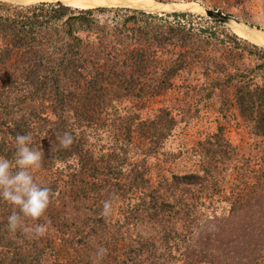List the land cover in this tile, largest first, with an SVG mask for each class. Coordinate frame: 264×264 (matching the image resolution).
Returning a JSON list of instances; mask_svg holds the SVG:
<instances>
[{"label": "trees", "instance_id": "1", "mask_svg": "<svg viewBox=\"0 0 264 264\" xmlns=\"http://www.w3.org/2000/svg\"><path fill=\"white\" fill-rule=\"evenodd\" d=\"M106 11L60 2L27 7L0 2V156L11 159L15 136L32 134L33 147L44 153L42 167L33 175L52 192L45 214L36 222L26 221L28 226H47L46 234L35 239L8 230L12 206L0 200V264L173 260L172 249L193 241L189 237L199 224L198 207L218 202L217 195L222 194L218 165L224 162L232 165L240 184L227 199V218L204 243L192 242L195 257H191L205 264H264V63L254 70L236 71L212 86L223 91L231 85L240 115L251 134L260 138L255 145L260 150L253 157L240 156L227 140L213 134L199 145L200 171L167 177L159 167L160 158L177 121L166 108L153 115L141 112L148 100L172 89L171 80L179 72L202 57L197 44L203 39L200 32L206 31L196 33L168 16L136 10H117L128 14L125 22L131 27L116 26V21L111 26L96 17ZM211 36L249 50L234 35ZM257 52L264 62V52ZM163 53L168 57L161 59ZM64 132L71 133L74 141L66 149L56 139ZM149 157L156 160L154 181ZM178 188L183 193L195 190L182 200L173 197ZM133 190L143 191L148 203L142 201L129 216L116 217L114 206ZM200 195L208 201L200 202ZM106 200L112 203L109 216L102 214ZM151 210L153 218H166L161 219L166 227L162 238L146 234L155 219L147 220L144 214ZM172 220L175 223L167 228ZM177 223L185 233L176 236ZM123 236L130 245L117 243ZM98 247L107 249L99 261ZM160 249L164 252L156 255Z\"/></svg>", "mask_w": 264, "mask_h": 264}, {"label": "rangeland", "instance_id": "2", "mask_svg": "<svg viewBox=\"0 0 264 264\" xmlns=\"http://www.w3.org/2000/svg\"><path fill=\"white\" fill-rule=\"evenodd\" d=\"M0 1L12 6L22 7L37 5L42 2H51L42 1L38 3V0ZM101 1L102 0H97V3H111L110 0L107 3ZM115 1L127 3V0ZM148 1H152L155 4L154 6L156 9L151 7L141 8L138 4H133V6L128 7H117L114 5L104 7L103 9L108 11L96 14V17L100 23H106L112 26L113 22L116 21V26L124 24L126 27H131V24L125 22L128 14L117 10H136L147 14L157 15L158 17L166 18L168 16L169 20L181 21L187 25V28H193L196 33L202 30L206 31L205 33L200 32L203 39L197 44L199 51L204 52L202 57L193 61L192 65L186 70L179 72V74L171 80L173 82L172 89L168 90L161 96L148 100L145 104L144 110L141 112L143 116H146L147 114L153 115L158 109L166 108L177 121L173 134L166 141L163 148L165 156L160 158L161 164H158L159 167L162 168V171L167 177H170L171 174H184L200 171L203 162L201 161L202 151L199 145L207 136H212L213 134H217L227 140V142L236 149V152L240 156L253 157L258 150H260L258 147L255 148V145L260 141V138L251 134L249 124L245 122L240 115L234 97V89L229 85V87L225 88L223 91H215L212 86L215 81L225 80L236 71L247 72L262 66L264 62L260 60L257 51L264 52V46L252 41L250 38L246 37V35L242 37L238 32H234L229 27L210 20L203 14L202 8L217 10L223 14L233 16L247 25L252 26L257 30L254 34H258L254 35V37H260L261 35L264 36V0ZM55 2L56 1H52V3ZM75 6L80 9H94L90 5L84 3L75 2ZM114 10H116V12H114ZM174 14L179 15L178 18H174ZM180 15L184 16L182 17ZM213 32L219 33L222 36L234 35L240 41L245 42L249 50L243 51L236 48L237 46L234 45L232 41L224 44L220 40L212 38L211 35ZM161 56V59L168 57L166 54ZM255 82L260 84V78H257ZM100 144L101 143H99V145ZM130 155L133 156V153ZM135 157L136 159H140L139 156ZM155 161L156 160L152 157H149L148 159V162L152 164H149L152 166L149 176H151V180L153 181L157 174V171L154 168ZM231 166L232 165L229 164V162H224V164L218 165V168L222 169L220 177L222 182L218 185L222 194L217 195V198H219L218 202L208 205L206 202L208 200H205L204 198L205 195H200V202L202 201L203 204L204 202L206 203L204 206L198 207L200 209V220L195 230V234L189 237V239L193 240L192 242L202 240L204 243L207 235L212 232L215 233L218 229L219 222L227 218L230 209L229 200L227 199H229L231 190L235 189V187L240 184V176L237 178V175L231 169ZM200 174H202V172H200ZM194 190V188L186 189L183 193L182 189H173V197L182 198V200H184L190 198V194L193 193ZM142 192L133 190L123 203H116L114 206L116 217L123 214L129 216L131 210H133L135 206L142 204V201L148 203V199L143 197ZM128 199L131 202L130 204L129 201H127ZM168 199L172 201L173 198L169 197ZM127 204H129L128 208L126 207ZM153 214L154 216L156 215L153 210L145 212L144 214V217H147V220L148 218L155 219L150 222L152 224V230L146 229V234L157 233V237L162 238L164 235V229L166 228L163 221L166 222V218H164L163 215H157L153 218ZM139 223L141 222L139 221ZM173 223H175V220L170 221L167 228L171 227ZM176 229L178 230L176 236L180 232L185 233L182 231L181 225L179 226L178 223L176 224ZM123 239L124 240L122 241H117V243L123 242L125 245H130L131 240L126 239L125 236H123ZM192 242L187 246L181 247V249H172L171 254L174 259L171 260L168 258L166 263H163L205 264L198 263L196 258L191 257L192 255H195V253H191L192 249H194ZM211 247L213 248L214 246ZM159 252H164V250L160 249V251L156 252V255ZM183 252L187 258H185ZM207 264H216V262L211 261Z\"/></svg>", "mask_w": 264, "mask_h": 264}, {"label": "clouds", "instance_id": "3", "mask_svg": "<svg viewBox=\"0 0 264 264\" xmlns=\"http://www.w3.org/2000/svg\"><path fill=\"white\" fill-rule=\"evenodd\" d=\"M59 146L69 148L73 144V136L69 132L56 134ZM32 134H17L15 136L16 149L11 159L0 156V200L12 206L7 217V227L12 233L21 231L30 238L42 237L46 234L47 226L34 223L28 226L26 221H38L49 207L51 189L37 182L33 173L42 167L43 150L33 147ZM112 203H103V215L109 216ZM107 249L98 247L95 253L97 260H102Z\"/></svg>", "mask_w": 264, "mask_h": 264}, {"label": "bare ground", "instance_id": "4", "mask_svg": "<svg viewBox=\"0 0 264 264\" xmlns=\"http://www.w3.org/2000/svg\"><path fill=\"white\" fill-rule=\"evenodd\" d=\"M20 1H24V0H20ZM42 1H58L64 5H67L70 7H76L75 6V2H76V3H84L87 5H90L91 7L104 6V5H130V6H133V4L134 5L138 4V6L141 8L151 7V8L156 9V7L154 6L155 4L152 1H148V0H127V3H122V2H117L115 0H110L111 3H109V4H99V3H97V0H38V3L42 2ZM108 1L109 0H102L101 2L107 3ZM76 8H78V7H76ZM85 9H88V8H85ZM233 31L238 32L242 37L244 35H246V37L250 38L252 41H255L256 43H259V44L264 46V36L263 35H261L260 37H257V36L254 37V35H258V34H254V33L244 34V32L239 31L238 29H235Z\"/></svg>", "mask_w": 264, "mask_h": 264}, {"label": "water", "instance_id": "5", "mask_svg": "<svg viewBox=\"0 0 264 264\" xmlns=\"http://www.w3.org/2000/svg\"><path fill=\"white\" fill-rule=\"evenodd\" d=\"M1 3L3 1H0ZM58 1H56L55 3H57ZM42 3H47V2H42ZM49 3H52L49 2ZM61 3V2H60ZM64 5V4H63ZM67 6V5H66ZM107 6H114V5H104V6H94L93 8H104ZM115 6H121V7H128L130 5H115ZM154 12V11H152ZM202 12L203 14L208 17L210 20L217 22L221 25H224L226 27H229L232 30L238 29L239 31L244 32V34H249V33H256L257 30H255L252 26L247 25L246 23H244L243 21L236 19L233 16L230 15H226L223 14L217 10H212V9H208V8H202Z\"/></svg>", "mask_w": 264, "mask_h": 264}]
</instances>
